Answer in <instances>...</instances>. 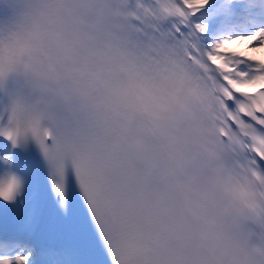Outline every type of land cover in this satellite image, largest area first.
<instances>
[{
	"label": "snow or ice",
	"instance_id": "obj_1",
	"mask_svg": "<svg viewBox=\"0 0 264 264\" xmlns=\"http://www.w3.org/2000/svg\"><path fill=\"white\" fill-rule=\"evenodd\" d=\"M261 50L264 0H0V264H264Z\"/></svg>",
	"mask_w": 264,
	"mask_h": 264
},
{
	"label": "bare ground",
	"instance_id": "obj_2",
	"mask_svg": "<svg viewBox=\"0 0 264 264\" xmlns=\"http://www.w3.org/2000/svg\"><path fill=\"white\" fill-rule=\"evenodd\" d=\"M230 47L236 49V50H242L243 46L242 45H231ZM258 57L264 58V50H261L260 52L255 53Z\"/></svg>",
	"mask_w": 264,
	"mask_h": 264
}]
</instances>
